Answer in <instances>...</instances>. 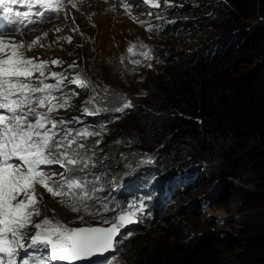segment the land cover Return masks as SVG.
<instances>
[{
    "label": "rangeland",
    "instance_id": "rangeland-1",
    "mask_svg": "<svg viewBox=\"0 0 264 264\" xmlns=\"http://www.w3.org/2000/svg\"><path fill=\"white\" fill-rule=\"evenodd\" d=\"M160 2L159 8L131 7L130 14L123 6L110 0L77 2L76 8L69 5L60 18L31 32L6 35V38L18 42H30L41 37L44 32L48 33L41 41L44 46L34 48L28 52V56L49 61L58 58L63 64L53 66L51 71H66L70 76L79 73L88 82L85 88L69 84L65 92L61 93L70 96L71 110L82 111L85 102L90 99H93L90 105L98 109L119 106L116 101L121 97H126L135 105L123 113L116 112L119 121L107 128L100 137L103 151L105 148L115 149L116 145L121 144L114 142L122 137V133L119 135L118 132L121 131L120 128L130 126L129 120L133 122V117L130 116L132 110L142 111L149 106L154 107V101L163 91L164 96L170 90L197 92L205 85V79L216 81L213 84L216 87L221 85V80L225 77L220 71V66L224 65L222 58L207 66L190 62L191 53H201L203 50H197L199 47L215 42L227 33L218 20L219 9L226 6L224 0H168L173 7L163 6V0ZM86 6L106 11L100 14L99 29L93 13L89 11L91 14H88L84 10ZM148 12L156 15H146ZM65 14L68 16L67 20L64 19ZM77 14L80 15L77 17ZM257 18L246 19V22L250 25ZM137 20L150 21L152 30H148L147 25H141ZM57 27L62 31H55ZM73 28H78V31H73ZM68 35L72 38L71 43L63 39ZM141 43L146 47H139ZM133 44L137 45L134 49L135 55L127 51ZM142 52L148 53V56L141 55ZM209 54L202 55L207 57ZM133 60H139L140 63L134 64ZM73 62L78 66L76 69L68 67ZM207 90L209 96L215 92L211 86ZM67 114V109H60L56 113L58 118L65 119ZM124 119L126 123L122 124ZM121 152L122 150L119 153ZM108 160L106 155L100 159L101 163ZM226 185L229 198L227 210L212 203L206 204L202 200L215 192L220 193ZM244 185L245 182L236 177H229L227 180L214 179L211 182L204 177L195 188L183 187L182 193L163 203L162 208L157 211L145 208L143 213L137 215L138 224L129 231H122L119 239L121 242L116 244V253L107 260L108 264H149L150 256L147 255H151L159 247L186 244L193 240L214 241L219 247L216 258H222V264H240L243 249L234 241V235L238 233V223L247 215L240 207L238 189ZM39 189L43 193V202L40 204L42 211L38 220L50 217L69 227L105 225L103 219H110L119 212L118 208H113L111 212L96 216L75 213L62 206L58 198H53L43 188ZM81 215L84 216L83 220L79 219ZM164 215L174 217L181 224L177 236L164 223ZM149 217L154 218L147 221L146 218ZM231 222L236 224L235 227L231 228L230 224H226ZM127 233L131 235L127 236ZM31 234L33 233H29Z\"/></svg>",
    "mask_w": 264,
    "mask_h": 264
},
{
    "label": "trees",
    "instance_id": "trees-1",
    "mask_svg": "<svg viewBox=\"0 0 264 264\" xmlns=\"http://www.w3.org/2000/svg\"><path fill=\"white\" fill-rule=\"evenodd\" d=\"M224 2L226 6L219 9L218 20L227 33L199 47L201 53L190 55L192 64L204 66L222 58L220 71L225 77L221 85L214 87L216 81L205 79L197 92L170 90L164 96L163 91L154 107L132 110L131 127L122 126L118 131L122 133L121 144L97 151L98 161L105 154L109 160L89 171L113 183L129 180L134 196L151 195L153 203H164L182 193L183 187L195 188L204 177L210 182L229 177L243 180L246 185L238 187L240 207L247 215L238 223L234 241L243 249L240 264H264V0ZM256 16L257 21L248 25L246 19ZM207 53V57L202 55ZM209 86L215 90L211 96ZM75 116L96 130L117 122L116 113L109 117L103 111L85 117L75 112L68 119ZM74 122L72 119L73 126ZM87 144L92 145L90 139ZM148 157L150 163L145 162ZM121 184L117 195L127 200ZM227 187L202 200L227 210ZM100 197L106 199L105 193L101 192ZM162 219L177 236L181 224L170 215ZM226 224L231 228L236 225ZM218 253L214 241L193 240L164 245L147 257L150 256L149 264H222V258H216Z\"/></svg>",
    "mask_w": 264,
    "mask_h": 264
},
{
    "label": "snow or ice",
    "instance_id": "snow-or-ice-1",
    "mask_svg": "<svg viewBox=\"0 0 264 264\" xmlns=\"http://www.w3.org/2000/svg\"><path fill=\"white\" fill-rule=\"evenodd\" d=\"M65 3L77 7L74 0H0V17L7 24L8 34L14 35L20 30H34V25L53 17L60 18ZM137 3L161 7L160 0H137ZM18 4L26 10H16L13 6ZM120 4L130 14L132 5L127 0H120ZM163 6L173 7L168 0H163ZM146 15L156 14L148 12ZM64 19H68L67 14ZM137 22L152 30L150 21ZM55 31L62 29L57 27ZM47 35L44 32L30 42H18L6 38L5 30L0 29V264H74L94 258V264H108L105 254L115 251L116 244L121 242L118 239L121 230L137 222L138 213L145 209L142 201L138 205L129 204L128 210L121 206L117 214L103 219L107 226L69 227L58 219H37L41 216L43 202V193L38 188L58 198L68 210L84 215L111 212L115 204L97 195L104 191L97 186L100 176L89 171L97 166V149L102 141L95 139L91 146L86 142L102 137L106 127L75 130L68 125L77 118L56 115L60 109L72 107L70 96L61 95L68 85L85 88L88 82L79 73L70 76L66 71H51L53 66L63 64L58 58L49 61L28 56L34 48L44 46L41 41ZM63 39L72 42L70 36ZM136 47L133 44L127 51L135 55ZM139 47L146 45L141 43ZM140 54L148 56L146 52ZM68 67L76 69L78 66L73 62ZM49 80L54 82L49 83ZM92 102L90 99L85 103ZM116 103L119 106L112 110L119 113L135 107L126 97L118 98ZM101 110L83 109L87 115H96ZM145 162L150 163L151 157ZM53 165L62 171L57 173ZM79 219L83 220L84 216Z\"/></svg>",
    "mask_w": 264,
    "mask_h": 264
},
{
    "label": "bare ground",
    "instance_id": "bare-ground-1",
    "mask_svg": "<svg viewBox=\"0 0 264 264\" xmlns=\"http://www.w3.org/2000/svg\"><path fill=\"white\" fill-rule=\"evenodd\" d=\"M96 6V5H95ZM85 11H86V13L87 12H89V11H91L92 13H93V16H94V20H95V22H97V28L99 29V27L101 26L100 25V14L101 13H106V11H102V10H99L98 8H96V7H90V8H88L87 6L85 7V9H84ZM91 12H89L88 14H91ZM74 13H75V11H74ZM78 13V12H77ZM83 15H84V13H82ZM78 15H80V14H77L76 16L78 17ZM106 15V14H105ZM109 16V15H108ZM83 17V16H82ZM74 18H76V17H74ZM78 19H80V17L78 18ZM78 22V21H77ZM77 25V24H76ZM82 31V30H81ZM66 33V32H65ZM70 35V34H69ZM68 35V36H69ZM49 38V37H48ZM48 38H47V40H48ZM53 38H54V36H53ZM50 39V38H49ZM56 39V38H55ZM59 42V41H58ZM59 46V45H58ZM63 47V46H62Z\"/></svg>",
    "mask_w": 264,
    "mask_h": 264
},
{
    "label": "water",
    "instance_id": "water-1",
    "mask_svg": "<svg viewBox=\"0 0 264 264\" xmlns=\"http://www.w3.org/2000/svg\"><path fill=\"white\" fill-rule=\"evenodd\" d=\"M112 253H113V251L112 252H109V253H106L105 256H109ZM94 260H95V258L93 259V261L81 260V261L74 262V264H94Z\"/></svg>",
    "mask_w": 264,
    "mask_h": 264
},
{
    "label": "clouds",
    "instance_id": "clouds-1",
    "mask_svg": "<svg viewBox=\"0 0 264 264\" xmlns=\"http://www.w3.org/2000/svg\"><path fill=\"white\" fill-rule=\"evenodd\" d=\"M117 121H119L118 119H117ZM120 137H118V139H119ZM120 140H121V138H120Z\"/></svg>",
    "mask_w": 264,
    "mask_h": 264
}]
</instances>
